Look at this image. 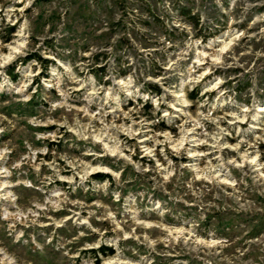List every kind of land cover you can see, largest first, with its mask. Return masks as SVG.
Instances as JSON below:
<instances>
[{
  "label": "rangeland",
  "instance_id": "rangeland-1",
  "mask_svg": "<svg viewBox=\"0 0 264 264\" xmlns=\"http://www.w3.org/2000/svg\"><path fill=\"white\" fill-rule=\"evenodd\" d=\"M0 264H264V0H0Z\"/></svg>",
  "mask_w": 264,
  "mask_h": 264
},
{
  "label": "trees",
  "instance_id": "trees-1",
  "mask_svg": "<svg viewBox=\"0 0 264 264\" xmlns=\"http://www.w3.org/2000/svg\"><path fill=\"white\" fill-rule=\"evenodd\" d=\"M182 13H187L188 14V16H189V18H190V22L195 26V27H197L198 26V24H199V17L198 16H196V14L195 13H191L190 12V9H182ZM155 92H159V87H157L156 86V84L154 85H152V87H151ZM148 107H151V105H148ZM101 178V177H100Z\"/></svg>",
  "mask_w": 264,
  "mask_h": 264
},
{
  "label": "bare ground",
  "instance_id": "bare-ground-1",
  "mask_svg": "<svg viewBox=\"0 0 264 264\" xmlns=\"http://www.w3.org/2000/svg\"><path fill=\"white\" fill-rule=\"evenodd\" d=\"M260 109H262V108H260Z\"/></svg>",
  "mask_w": 264,
  "mask_h": 264
}]
</instances>
